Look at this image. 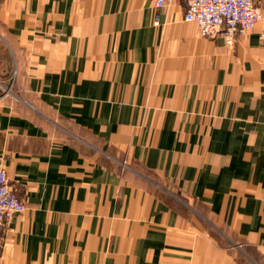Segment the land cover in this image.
<instances>
[{
    "label": "crops",
    "instance_id": "crops-1",
    "mask_svg": "<svg viewBox=\"0 0 264 264\" xmlns=\"http://www.w3.org/2000/svg\"><path fill=\"white\" fill-rule=\"evenodd\" d=\"M264 21V0H255ZM184 0H0V264H264V46Z\"/></svg>",
    "mask_w": 264,
    "mask_h": 264
},
{
    "label": "built area",
    "instance_id": "built-area-1",
    "mask_svg": "<svg viewBox=\"0 0 264 264\" xmlns=\"http://www.w3.org/2000/svg\"><path fill=\"white\" fill-rule=\"evenodd\" d=\"M173 0H154L156 7ZM186 21L194 22L201 36L221 34L227 44L238 35L259 26L258 40L264 46V21L260 6L255 0H184ZM25 205L13 188L7 172L0 164V230Z\"/></svg>",
    "mask_w": 264,
    "mask_h": 264
}]
</instances>
